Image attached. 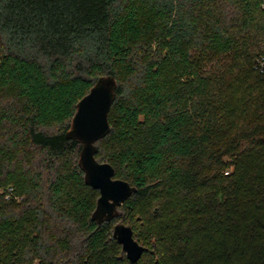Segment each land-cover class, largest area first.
<instances>
[{
	"label": "trees",
	"instance_id": "16d2710c",
	"mask_svg": "<svg viewBox=\"0 0 264 264\" xmlns=\"http://www.w3.org/2000/svg\"><path fill=\"white\" fill-rule=\"evenodd\" d=\"M261 60L264 0H0L3 263L132 264L113 237L122 222L148 249L136 264H264ZM103 77L117 88L95 157L136 188L112 228L92 219L100 193L67 138ZM29 148L43 153L46 189Z\"/></svg>",
	"mask_w": 264,
	"mask_h": 264
},
{
	"label": "water",
	"instance_id": "95a60500",
	"mask_svg": "<svg viewBox=\"0 0 264 264\" xmlns=\"http://www.w3.org/2000/svg\"><path fill=\"white\" fill-rule=\"evenodd\" d=\"M116 88L114 78H100L77 104L76 114L67 132L68 139L76 140L82 146L79 166L85 174L86 184L100 193L92 215L99 225L120 217V208L136 191L128 182L115 178V169L111 164L99 162L95 157L96 143L111 132L108 117ZM113 237L122 246V256L125 255L132 264L138 263L148 250L135 240L133 228L122 222L114 226Z\"/></svg>",
	"mask_w": 264,
	"mask_h": 264
},
{
	"label": "rangeland",
	"instance_id": "374dc122",
	"mask_svg": "<svg viewBox=\"0 0 264 264\" xmlns=\"http://www.w3.org/2000/svg\"><path fill=\"white\" fill-rule=\"evenodd\" d=\"M0 142H3L2 140H0ZM100 146V145H99ZM102 149H104L102 147ZM27 152H28V155H30V167L32 168L33 171H41L44 176H43V181H42V186L44 189H46L47 187V181L49 179V174L50 171L45 169L44 167V157H43V153H41L39 150H34V148H29L27 149ZM103 155V153H102ZM23 157H25V155H23ZM77 155L76 153H71V154H68L66 155V157L62 160V165L64 166L63 168H67L70 163H74L77 161ZM99 160L103 161L104 160L102 159L101 155L100 157L98 158ZM26 162V161H25ZM224 162L225 164L228 166L226 169H225V172H224V176L225 177H229L231 176L234 171H235V166L231 165L233 164L234 162V157H231V156H227L224 158ZM60 171H65V170H60ZM3 189L0 190V195H4L3 193ZM5 196V195H4ZM6 199V197H5ZM6 200H10V199H6ZM17 201L21 202L23 200V198H17L16 199ZM127 214V213H126ZM119 220L117 221H113V223L110 224V228L113 227V225L118 222ZM124 222L126 224H130V217L128 215H126L125 219H124ZM57 226L54 225V228H53V231H52V234H53V238L54 240H58L59 239V245H55L54 244V247L52 245V248L54 251H56L58 248L59 250L61 249V241L60 239L64 238L65 236V232L62 230L61 226L56 224ZM134 229H135V238L140 242V243H143V239H142V236H140V229H139V225H134ZM1 248L4 249V253L6 255H9V254H12V253H18V249H15L13 247H10V242L6 241L4 243L1 244ZM30 246L27 247V249L29 250ZM12 250V251H11ZM23 253V252H22ZM21 253V254H22ZM41 259L40 258H36L34 260L31 261V264H41Z\"/></svg>",
	"mask_w": 264,
	"mask_h": 264
},
{
	"label": "built area",
	"instance_id": "2783aa9c",
	"mask_svg": "<svg viewBox=\"0 0 264 264\" xmlns=\"http://www.w3.org/2000/svg\"><path fill=\"white\" fill-rule=\"evenodd\" d=\"M257 68H259L261 71H264V60L259 61ZM6 199H11L13 196V188L9 187L6 190H3L2 192ZM0 264H4L1 257H0Z\"/></svg>",
	"mask_w": 264,
	"mask_h": 264
}]
</instances>
